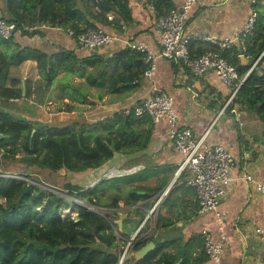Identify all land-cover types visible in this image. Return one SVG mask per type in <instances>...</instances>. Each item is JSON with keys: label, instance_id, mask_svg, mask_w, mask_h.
<instances>
[{"label": "trees", "instance_id": "16d2710c", "mask_svg": "<svg viewBox=\"0 0 264 264\" xmlns=\"http://www.w3.org/2000/svg\"><path fill=\"white\" fill-rule=\"evenodd\" d=\"M2 1L5 5L2 16L15 23L21 35L28 37L45 35L42 28L25 29V26L35 25L61 28L79 35L88 29L109 25L112 20L107 14L110 12L118 14L115 20L117 24L121 21L125 24L133 22L128 0ZM147 2L153 5L157 19L176 8L173 0ZM95 6H99L101 11H96ZM252 6L259 16L253 35L245 39V51L237 45L221 49L216 44L194 49V43L191 41L189 48L192 57L211 50L218 51L236 66L241 80L254 66L227 108L232 109L238 104L264 122V12L261 13V0H255ZM14 38L4 39L0 36L2 100L27 98L35 94L32 86L27 88L24 94L21 80L12 77L10 73L13 65L22 64L27 60L37 62V68L46 81L45 86L38 87L43 91L53 84L59 71L84 74L88 67H91L94 69L88 74L91 83L98 89H108L110 93L115 94L116 100H123L135 93L142 86L145 73L150 68L146 53L127 45H121L117 52L107 57L97 50L91 51L85 57H79L76 51L71 49L64 48L49 54L38 48L21 47L15 43ZM1 47L7 48L3 51ZM241 53L251 62L244 64ZM69 90L73 101L86 100L79 91ZM75 110L77 108L73 104H64V107L58 109L66 112ZM154 127L150 115L139 116L134 108L128 114H124L122 110L115 111L90 123L71 121L61 125L33 122L0 110V148L3 151L2 158L8 160L18 159L17 155L22 151L21 160L27 166L47 168L52 172L63 169L84 172L102 167L116 153L132 154L145 150ZM144 177L147 176L142 171L125 175L122 177L124 182L112 183V180L119 178L108 179L105 182L111 184L112 189L100 192V184L83 188L74 183H66L63 190L67 191L69 196L85 201L86 206L76 200L71 205L65 195L49 191L38 184V179L29 180L28 175L26 179H18L0 174V264H118L125 247L115 231L116 220L119 219L118 201L122 196V187L126 188L127 205L137 204L149 195L138 193L144 188L131 187L130 184L136 178ZM180 188L188 192L192 187L188 188L182 184ZM109 191L116 193L112 195ZM106 193L110 196V202L105 203L103 197ZM177 200L170 206H175ZM155 203L156 201L147 203L143 209L135 208L134 215L129 213L123 228L125 238L129 237L131 230L138 228ZM178 205L183 206L181 202ZM71 206L77 210L76 217L71 214L64 215L62 211ZM106 206L114 208V211L101 214L92 208H107ZM195 207L198 211V202ZM178 215H182L179 210ZM127 223L132 225L129 230L126 229ZM171 224L173 223L169 225ZM169 225L163 224L162 227ZM123 243L127 245L126 241ZM156 243L157 247L144 259L136 261L133 256L125 259L123 264H176L182 258V264L208 260L203 240L201 252L195 256L181 247H178L175 254L166 251L168 246L175 244L174 240ZM133 244L135 252L147 244V239L133 242L131 245Z\"/></svg>", "mask_w": 264, "mask_h": 264}, {"label": "crops", "instance_id": "0c3cea01", "mask_svg": "<svg viewBox=\"0 0 264 264\" xmlns=\"http://www.w3.org/2000/svg\"><path fill=\"white\" fill-rule=\"evenodd\" d=\"M128 1L133 22L127 24L126 30L121 35L125 41H128V44L145 45L152 51L157 52L160 45L157 33V18L153 5L148 3L147 0ZM173 1L176 7L180 6L181 0ZM4 8V2L0 0V14L4 12ZM251 9V0H198L193 16L186 28L187 34L191 37V43H194V49L207 48L212 44L200 37L208 36L219 41L236 35L244 27ZM42 29L45 32L43 37L39 35L28 37L18 32L14 38L15 43H18L21 47L38 48L49 54L64 48L76 51L79 57H85L91 52L81 48L67 30L49 26ZM121 45L125 44H114L99 49L97 52L107 57L117 52ZM6 48L1 47L3 51ZM13 48L11 47V49ZM63 72L65 71L63 70ZM10 73L12 77H16L25 83L26 91L32 85L29 78L35 79L41 75L37 68V62L34 60H27L22 64L13 65ZM75 78L76 80L79 79L76 76ZM69 79L73 80L72 78ZM154 86L160 91L173 96L179 128L188 127L195 136L205 137L207 145L220 144L233 153L235 158L232 169L233 180L220 205L223 224L216 223V215L213 212L199 213L197 207H195L197 204L195 191L185 185L186 175L181 174L178 178H175V170H177L182 157L175 149L174 140L169 135L170 126L165 122L157 124L145 150L132 154L116 153L102 167L88 170L89 173L100 174L116 165L115 162L120 160L121 156L135 159L144 155L149 160L148 164L143 165L137 171L123 175L113 174L111 178H102L100 191L112 189V185L107 184L106 180L119 178L115 181L112 180V183L124 182L122 177L137 174V172H142L143 169H151V173L145 174L147 177L142 179L136 178L130 184L131 187H136L134 184L136 181L150 178L161 183L153 187H143V190H139L138 193L149 196L147 199L140 200L133 205H127L125 190H123L124 186L122 187V196L118 201L119 213H125L127 217L129 213L134 215L133 210L135 208L143 209L145 204L153 203L156 198H159L148 211L145 219L140 222L138 228L129 232L128 238L123 235L124 222L127 218L123 220L121 229L117 225L115 231L119 239L122 240L121 243L126 241L128 244L133 237H136L134 241L137 243L140 242L139 239H147V243L148 241L166 242L174 240L175 244L168 246L165 249L166 251L175 254L178 247H181L195 256L199 255L202 249V231L208 229L216 240H223L225 244V264H264V194L257 190L254 183L243 178L244 175L250 174L256 182L264 184V122L256 114L246 111L238 104L234 105L232 109L227 108L231 90L219 79L215 72L194 74L182 62L170 61L164 58L157 60L156 72L152 79L145 77L142 86L128 99H114V102L110 105L113 107L120 106L124 104V101L131 102L133 100L137 102L153 94ZM67 87L72 89L71 85ZM80 88L83 90L82 87ZM66 92L67 95L63 103L78 105L77 101H73L71 91ZM30 98L31 100H29ZM22 99L27 102L28 100L31 101L28 102L31 104L35 97L33 94L32 97L10 99L8 102L0 100V102H5L6 105L4 106H13L14 103H21ZM0 105L3 104L0 103ZM224 108V113L219 116L220 111ZM160 178L163 179L160 180ZM175 184L176 187L174 188ZM182 184L190 188L188 192L180 188ZM176 199H178L176 205L170 206ZM120 201H123L124 207H121ZM180 202L183 204L181 207L178 205ZM124 208L125 210H123ZM106 209H109L111 213L114 211V208L111 207ZM178 210L182 213L181 216L178 215ZM153 216L155 218H152ZM133 218L138 219L136 216H133ZM151 222L155 224L147 229L146 233L149 235L139 236L142 229L150 226ZM170 223L173 224L169 225ZM163 224L169 226L162 227ZM126 225L127 230L132 227L131 223ZM258 228L263 229V234L260 235L256 232ZM156 234H158L157 237H155ZM151 238L155 240H149ZM183 262L184 259L182 258L176 264H182ZM188 264H211V262L209 260L202 263L189 261Z\"/></svg>", "mask_w": 264, "mask_h": 264}, {"label": "built area", "instance_id": "2783aa9c", "mask_svg": "<svg viewBox=\"0 0 264 264\" xmlns=\"http://www.w3.org/2000/svg\"><path fill=\"white\" fill-rule=\"evenodd\" d=\"M197 2L198 0H181L179 7L157 19V33L160 45L157 52L152 51L145 45L128 44V41H125L121 35L126 30L127 24L122 21L117 24L115 22L117 14L114 12L107 14L112 20L107 26L91 28L79 35L74 34L73 31L68 32L70 36L76 39L81 48L88 51L123 43L137 51L146 53V61L150 63V68L146 71L145 77L149 79H152L155 75L156 62L160 58L182 62L194 74L200 75L209 71L215 72L219 79L231 90L228 100V104H230L241 84L245 81V78L240 79L236 66L231 64L218 51L211 50L197 57L191 56L189 48L191 37L187 34L186 28L193 16ZM95 10L101 11L99 6H95ZM258 16V12L252 8L244 27L232 37L219 41L208 36L200 38L218 45L221 49L237 45L245 51V39L253 35ZM45 27L35 25L25 26V29L35 30ZM18 32L16 24L7 21L0 14V36L4 39H10L15 37ZM242 55L244 54L241 53L240 56ZM132 108L139 116L150 115L155 126L161 122H165L170 126L169 135L174 140L175 149L182 157L179 161L175 178L185 174V185L194 188L196 192L198 212H213L216 215V223L223 224V214L220 211V205L233 180L232 169L235 159L233 153L220 144L207 145L205 137L195 136L188 127L179 128L177 126L178 115L173 96L160 91L156 86L153 88V94L139 100L132 106L123 108L122 112L128 114ZM224 111L225 108L220 111L219 116ZM243 178L254 183L257 190L264 194V184L256 182L250 174L244 175ZM256 232L261 235L263 234V229L258 228ZM202 235L204 252L211 264H225V244L223 240H216L208 229H203ZM126 255L127 250L121 255L118 264L123 263Z\"/></svg>", "mask_w": 264, "mask_h": 264}, {"label": "rangeland", "instance_id": "374dc122", "mask_svg": "<svg viewBox=\"0 0 264 264\" xmlns=\"http://www.w3.org/2000/svg\"><path fill=\"white\" fill-rule=\"evenodd\" d=\"M255 0H251V8H254L252 4ZM262 1V0H261ZM262 8L261 13L264 12V0L261 2ZM94 71L93 68L88 67L86 73L82 74L80 72L75 73H69V72H63V70L59 71L54 78V82L52 86L48 89H45L44 91L40 88H38L40 85L45 86V80L42 75L39 76V78L32 79L29 78L30 83H32V90L35 93L33 99V103L31 102V98L28 100V102L24 99H22L21 103L17 102L14 103L13 106L6 105L5 102H8V100H2L5 102H0L3 105H0V110L7 111L17 117H21L24 119L31 120L33 122H45L49 124H66L71 121H80L83 122H94L96 120L103 119L109 114L114 113L115 111H120L125 107L132 106L136 104L137 102L133 101H124V104L118 105V106H111L110 104L114 102V99L116 98L115 94L110 93V91L106 88L98 89L94 86L93 83H91V80L88 78V74L90 72ZM76 77L79 79L76 80ZM69 78H72L71 81ZM32 81V82H31ZM73 86L76 89H80L82 87L86 95V100L84 101H77L76 108L74 112H66V111H58L59 108L64 107V99L67 95L66 91L70 92V88L67 86ZM63 95V96H62ZM129 97H127L128 99ZM126 99V98H125ZM144 99V98H143ZM124 100V99H123ZM142 100V99H141ZM51 102H53L51 104ZM110 105V106H108ZM91 109V110H90ZM3 151L0 153V174L4 176H11L16 177L19 179H26L28 175L29 180H37L38 184L42 185L44 188H47L51 192L59 193L61 195H65V197L69 200L70 204H74L77 201L81 205H86L85 201L76 199L74 197L69 196L67 194V191H64V186L66 183H74L76 185H79L83 188L88 187H94L99 186L101 183L102 178H111L113 174L123 175L128 172H133L139 170V168L143 167V165L148 164L149 160L146 156L141 155L140 158L135 159H128L126 156H121L120 160H117L115 163L116 165L111 166L107 170L101 172L100 174L91 172L89 173L87 170L84 172H70L66 169L60 170L58 172H52L47 168H39L38 166H27L21 158H23V152L20 151L19 155H17L16 160H8L2 158ZM178 169V168H177ZM151 169H143L144 174H149ZM177 171V170H175ZM89 173V174H87ZM27 174V175H26ZM148 179V180H139L136 181L134 184L136 187H153L156 185H160L161 183L159 181H156L154 179ZM163 178H160V180ZM156 181V182H155ZM36 183V182H35ZM101 185V184H100ZM102 188V185L100 186ZM109 187V186H108ZM108 187H106L108 189ZM176 187V184L173 186ZM110 189V188H109ZM123 190H126L123 188ZM165 191V190H164ZM162 191V192H164ZM100 192V190H99ZM110 194H115L116 191H109ZM108 192V193H109ZM125 192V191H124ZM110 197V196H109ZM108 197L107 193L103 197V201L110 202V198ZM159 198V197H158ZM156 198V201L158 200ZM161 198V197H160ZM121 207H124L123 201H120ZM87 206V205H86ZM95 208V210L99 211L101 214L109 213L110 210L106 208L101 207H92ZM125 210V208L123 209ZM64 215L71 214L73 217L77 216V210L74 209L73 206H71L69 209H63L62 210ZM122 213V212H121ZM152 218H155L153 216ZM154 222H151L150 226H146L145 229H143V232L139 234V236H148L149 234L146 233L147 229H150V227L154 226ZM158 234L155 235L157 237ZM148 238V237H147ZM135 242V241H133ZM123 246L124 243H122ZM134 244L129 245L127 244L126 247H124L123 253L125 250H127L126 258H131L134 256ZM122 253V254H123Z\"/></svg>", "mask_w": 264, "mask_h": 264}, {"label": "water", "instance_id": "95a60500", "mask_svg": "<svg viewBox=\"0 0 264 264\" xmlns=\"http://www.w3.org/2000/svg\"><path fill=\"white\" fill-rule=\"evenodd\" d=\"M241 60H242V62L244 64H247V63H250L251 62V60H249L248 58H246L245 55H242L241 56ZM253 67L251 68V70L253 69ZM249 73H248V75H249ZM246 77H245V79H246ZM71 87H72V89H76L73 86H71ZM76 90H78L80 93L84 94L80 89H76ZM23 92L24 93L26 92V86H25V83L24 82H23ZM0 139H1V136H0ZM1 152H2V150L0 148V153ZM114 202H116V199L114 200ZM125 218H127V215L125 213H119V219L116 220V224L119 226L120 229H121V227H123V220ZM135 238L136 237L131 238L130 241H129V243H132L135 240ZM140 240H142V239H139L138 241H140ZM156 247H157V245H156V243L154 241H149L145 246H143L142 248L136 250L135 253H134V257H135L136 261H140V260L144 259Z\"/></svg>", "mask_w": 264, "mask_h": 264}, {"label": "clouds", "instance_id": "9594fccd", "mask_svg": "<svg viewBox=\"0 0 264 264\" xmlns=\"http://www.w3.org/2000/svg\"><path fill=\"white\" fill-rule=\"evenodd\" d=\"M248 75V74H247ZM14 178H16V177H14ZM19 179V178H18ZM133 243V242H132ZM132 243H128V246L130 245V244H132ZM122 255V254H121ZM121 257V256H120ZM125 259H127V258H125ZM120 261V260H119ZM124 262V261H123ZM123 264V263H122Z\"/></svg>", "mask_w": 264, "mask_h": 264}]
</instances>
